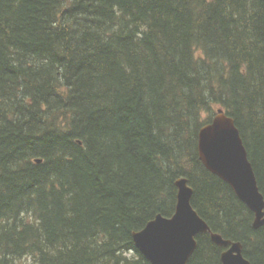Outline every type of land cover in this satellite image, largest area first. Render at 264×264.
Listing matches in <instances>:
<instances>
[{"label": "trees", "instance_id": "16d2710c", "mask_svg": "<svg viewBox=\"0 0 264 264\" xmlns=\"http://www.w3.org/2000/svg\"><path fill=\"white\" fill-rule=\"evenodd\" d=\"M217 107L264 196V0H0V264H149L131 234L179 176L264 264V226L197 155ZM196 238L187 264H221Z\"/></svg>", "mask_w": 264, "mask_h": 264}, {"label": "water", "instance_id": "95a60500", "mask_svg": "<svg viewBox=\"0 0 264 264\" xmlns=\"http://www.w3.org/2000/svg\"><path fill=\"white\" fill-rule=\"evenodd\" d=\"M198 157L213 174L228 183L237 197L254 213L253 227L264 224V200L259 192L251 162L234 120L221 109L198 131ZM176 203L168 216L155 215L132 232L137 250L150 264H187L197 246L195 236L207 232L213 242L225 247L221 264H251L242 253L240 241L223 238L191 205L193 188L186 177L174 182Z\"/></svg>", "mask_w": 264, "mask_h": 264}, {"label": "bare ground", "instance_id": "6f19581e", "mask_svg": "<svg viewBox=\"0 0 264 264\" xmlns=\"http://www.w3.org/2000/svg\"><path fill=\"white\" fill-rule=\"evenodd\" d=\"M185 177V176H184ZM187 178V177H186ZM239 241V240H238Z\"/></svg>", "mask_w": 264, "mask_h": 264}]
</instances>
